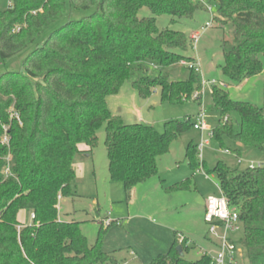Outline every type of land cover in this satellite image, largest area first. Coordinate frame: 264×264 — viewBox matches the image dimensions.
<instances>
[{"label":"trees","instance_id":"1","mask_svg":"<svg viewBox=\"0 0 264 264\" xmlns=\"http://www.w3.org/2000/svg\"><path fill=\"white\" fill-rule=\"evenodd\" d=\"M210 2L217 11L213 25H230L233 33V41L223 45L228 48L222 72L241 85L263 71L264 0ZM145 7L152 15L140 17ZM73 10L91 12L47 33ZM200 10L206 9L192 0H10L0 11V63L34 45L21 70L0 74V264H119L101 237L90 245L81 222L60 219V200L73 195L75 156L92 152L102 126L110 177L129 194L158 174L159 159L194 127L191 117L167 121L162 132L150 124H127L113 115L107 99L125 82L142 98L159 87L163 103L179 104L192 94L201 84L200 71L185 66L189 75L180 81L172 79L170 67L197 64L184 54L193 40L185 32L160 29L157 16L168 14L175 22ZM211 95L210 109L220 113L213 128L220 146L237 158L241 149L227 141L264 151V107L231 99L224 86L213 85ZM197 147L193 141L187 146L189 166L216 176L243 229L232 240L247 264H264V163L241 169L219 159L209 168ZM184 187L177 183L168 190ZM22 210L34 215L31 224L18 220ZM187 243L185 237L179 244L175 235L169 251L150 264H213L207 253L186 258Z\"/></svg>","mask_w":264,"mask_h":264},{"label":"rangeland","instance_id":"2","mask_svg":"<svg viewBox=\"0 0 264 264\" xmlns=\"http://www.w3.org/2000/svg\"><path fill=\"white\" fill-rule=\"evenodd\" d=\"M9 2L10 0H0V11L5 10ZM90 12L69 11L47 33L68 18L80 19ZM216 12V7L213 6L212 13ZM151 15L146 7L139 12L140 17ZM211 17L208 11L200 10L191 19L171 22L172 16L164 14L157 16V25L160 29L171 28L191 37ZM232 41L230 25L222 28L214 24L202 33L196 48L191 46L184 53L199 64L201 84L192 94L184 95L182 103H163L159 87L148 98H142L130 82H125L118 94L108 97L107 106L113 115L121 117L125 123L150 124L159 132L164 130L167 121L184 120L187 117L195 121L202 108L205 109L204 120L213 129L220 118L218 111L210 109L213 85L224 86L235 101L251 102L264 107V54L260 56L263 63L261 74L249 78L241 85L233 84L221 69L224 50L228 48L223 45H229ZM33 47L34 45L0 63V74L7 70H21L23 60ZM170 73L173 80L180 81L189 75L181 62L170 67ZM195 94H199L196 100L193 99ZM105 137V126H102L98 131L97 146L92 152L75 156L73 195L60 200V219L81 222L82 232L90 245H94L101 237L103 249L113 252L119 264H150L158 255L169 251L175 235L179 244L184 242L182 237L188 238L187 245L191 248L185 254L186 258L198 259L203 252L214 257L218 245L216 239L211 241L209 238V225L204 218L205 201L210 195H220L221 191L214 174L206 172L203 166L199 172L192 170L186 157L190 142L198 145L201 143V133L193 127L178 137L169 152L159 159L158 174L134 188L131 194L125 190L123 182L114 181L110 177ZM204 137L209 140V144L204 146L202 158L198 147L197 154L200 162L205 161L209 168L219 159L241 169L248 167L250 162L264 163V151L248 149L227 141L231 149H241L243 163L239 165L235 154L226 153V149L215 138L207 135ZM177 183H184L185 187L178 191L168 190ZM18 220L26 225L33 221L28 210L20 211ZM229 235L234 241H238L243 236L242 227ZM234 264H247L243 249L240 248Z\"/></svg>","mask_w":264,"mask_h":264},{"label":"built area","instance_id":"3","mask_svg":"<svg viewBox=\"0 0 264 264\" xmlns=\"http://www.w3.org/2000/svg\"><path fill=\"white\" fill-rule=\"evenodd\" d=\"M195 3L202 4L206 11H208L212 17L209 21L206 22L205 26L201 28L197 33H193L191 36L194 44V48L202 35L207 29L213 26L214 16L212 13L213 4L210 0H192ZM182 65L190 66L199 71V64L189 63L187 61H182ZM199 94H195L193 99H198ZM204 108H202L195 118L194 128L201 133V143L198 145L200 155L202 158V151L205 145L209 144V140L205 139V135L208 137H213V129L209 127L204 120ZM16 117L18 115L16 114ZM8 138L4 137L3 143H7ZM226 153L231 154L229 149L225 150ZM238 164H242L243 160L241 158H237ZM262 163H254L250 162L248 167L254 169L256 167H260ZM198 169L197 172H199ZM5 172L8 174L9 169H6ZM34 217V215L32 216ZM206 223L209 225V238L211 241L217 240L218 251L215 256H212L213 264H234L237 260V254L240 251V248L230 237V232H235L240 229L241 222L239 219V214L236 211H232L229 205L227 198L221 192L220 195H210L206 199L205 205V215H204ZM185 238L182 237V240ZM207 253V252H203ZM208 254V253H207Z\"/></svg>","mask_w":264,"mask_h":264},{"label":"crops","instance_id":"4","mask_svg":"<svg viewBox=\"0 0 264 264\" xmlns=\"http://www.w3.org/2000/svg\"><path fill=\"white\" fill-rule=\"evenodd\" d=\"M193 35V34H192ZM81 149L82 150H85L86 149V147H85V145H81ZM138 187V186H137ZM221 191V190H220ZM205 205H206V201H205ZM202 254V253H201Z\"/></svg>","mask_w":264,"mask_h":264},{"label":"water","instance_id":"5","mask_svg":"<svg viewBox=\"0 0 264 264\" xmlns=\"http://www.w3.org/2000/svg\"><path fill=\"white\" fill-rule=\"evenodd\" d=\"M177 249L182 253L181 246H178Z\"/></svg>","mask_w":264,"mask_h":264}]
</instances>
